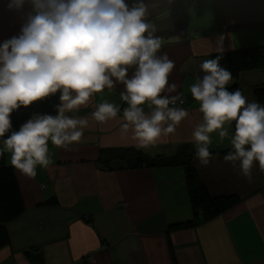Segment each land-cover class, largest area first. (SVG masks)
<instances>
[{
  "label": "crops",
  "instance_id": "1",
  "mask_svg": "<svg viewBox=\"0 0 264 264\" xmlns=\"http://www.w3.org/2000/svg\"><path fill=\"white\" fill-rule=\"evenodd\" d=\"M146 2L162 38L158 55L166 52L176 65L170 82L185 96V104L177 106L189 116L145 150L135 147L130 133L120 135V117L104 124L91 118L102 101L123 104L121 85L70 113L89 119L81 141L69 150L49 142L53 163L38 167L34 178L14 169L24 211L4 225L8 242L0 248V264H86L88 255L94 264H264V172L254 166L251 183L238 175L223 159L227 139L219 144L212 134L209 165H199L194 155L192 162L212 197L236 201L192 227L174 226L193 219L181 167H127L132 151L171 157L186 145L194 147L191 132L202 117L187 86L202 75L200 64L211 55L264 45V0ZM21 23V13L0 0V43L17 35ZM233 82L240 87L247 82L245 96L252 101L253 88L264 85V69L241 73L229 85ZM3 160L11 166L10 154Z\"/></svg>",
  "mask_w": 264,
  "mask_h": 264
},
{
  "label": "clouds",
  "instance_id": "2",
  "mask_svg": "<svg viewBox=\"0 0 264 264\" xmlns=\"http://www.w3.org/2000/svg\"><path fill=\"white\" fill-rule=\"evenodd\" d=\"M6 7L22 23L0 43V157L10 154L20 173L34 178L53 163L49 142L65 150L80 142L89 119L70 113L105 89L121 85L123 104L102 101L91 118L104 124L120 117V135L130 133L137 149L155 146L189 116L177 106L185 104L181 86L170 82L175 62L158 55L162 38L146 0H6ZM200 71L187 86L202 117L191 132L194 156L209 165L215 133L230 145L224 161L251 183L254 166L264 172V104L228 89L233 77L220 57L205 59ZM57 93L55 114L34 113L13 130V112Z\"/></svg>",
  "mask_w": 264,
  "mask_h": 264
},
{
  "label": "trees",
  "instance_id": "3",
  "mask_svg": "<svg viewBox=\"0 0 264 264\" xmlns=\"http://www.w3.org/2000/svg\"><path fill=\"white\" fill-rule=\"evenodd\" d=\"M220 57V65L229 70L232 77L236 79L241 73L264 69V45L247 49L235 50L227 53L211 55L208 59ZM240 86L237 82L228 85L230 91ZM254 100L264 104V85L253 88ZM57 93L44 101L37 102L28 108H21L12 113L11 119L13 130H18L34 113L55 114L54 105L58 103ZM234 129V123L232 124ZM194 147L184 146L178 153L171 157L149 158L140 151H132L129 154L127 167H181L184 171L185 182L188 190L190 204L193 210V219L188 222L174 225L177 228H187L197 225L200 222H207L221 212L230 208L236 201L235 196L212 197L200 179L194 168L192 157ZM227 153V152H226ZM225 153V154H226ZM0 165V248L7 244L8 234L4 227L5 223L17 218L23 211L22 197L17 184L14 168L4 164L3 157Z\"/></svg>",
  "mask_w": 264,
  "mask_h": 264
},
{
  "label": "rangeland",
  "instance_id": "4",
  "mask_svg": "<svg viewBox=\"0 0 264 264\" xmlns=\"http://www.w3.org/2000/svg\"><path fill=\"white\" fill-rule=\"evenodd\" d=\"M261 70V69H260ZM248 82V81H247ZM245 82L244 83V86L240 87V90L243 92L244 95H247L248 92H249V89H248V83Z\"/></svg>",
  "mask_w": 264,
  "mask_h": 264
},
{
  "label": "built area",
  "instance_id": "5",
  "mask_svg": "<svg viewBox=\"0 0 264 264\" xmlns=\"http://www.w3.org/2000/svg\"><path fill=\"white\" fill-rule=\"evenodd\" d=\"M86 264H94V259H93L92 255H88L86 257Z\"/></svg>",
  "mask_w": 264,
  "mask_h": 264
}]
</instances>
